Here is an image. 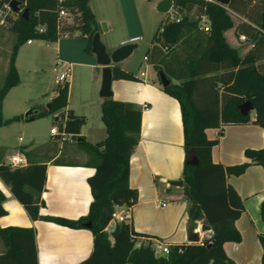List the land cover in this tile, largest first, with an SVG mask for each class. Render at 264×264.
<instances>
[{"label": "trees", "instance_id": "obj_1", "mask_svg": "<svg viewBox=\"0 0 264 264\" xmlns=\"http://www.w3.org/2000/svg\"><path fill=\"white\" fill-rule=\"evenodd\" d=\"M10 1L0 0V9ZM194 5L203 11L209 23L207 33L198 30V20H189ZM173 9L179 22L170 21L169 15L164 16L145 58L157 75L163 73L170 81L162 91L179 103L185 153L181 179L183 195L190 204L189 223L194 225L200 221L203 231H211L209 238L200 244L169 246V254L163 256L149 246L135 249L133 239L145 236L135 234L128 223L116 224L110 234L105 231L115 207L130 209L138 200L137 191L129 186V162L139 142L142 113L132 104L103 99L100 117L105 137L94 144H88L80 137L86 124L84 116L69 110L65 124L61 125L67 107L68 83L57 85L49 110L34 109L37 118L52 116L54 125L64 132L67 140L77 143L95 161L94 173L87 178L91 194L88 212L76 220L39 216L46 164L53 160L54 165H63V149L61 156L55 158L57 144L48 142L24 152L26 167L11 169L5 164V150L0 148V181L24 208L29 219L70 229L91 223L92 250L79 264H235L225 255L223 245L241 241L235 222L244 208L227 178L242 175L250 165H258L264 170V148L245 150L247 162L241 164H215L211 160V150L217 140H209L205 130L248 123L264 129V30H261L264 0H230L227 7L204 0H173ZM61 10L68 12L72 20L64 22L58 30ZM22 13H10L6 26L2 27L16 40L0 86V129L21 118L5 120L2 115L7 93L19 84L14 66L18 48L27 41L55 44L65 35L74 37L77 34L76 37L87 40L86 50L90 52L97 28L89 0L62 3L58 0H23ZM230 30L237 37L245 38L247 51L244 55L240 54L241 47L227 41L225 33ZM111 70L114 81H138L117 66ZM245 101L253 107L252 119L250 114L240 115L239 106ZM193 159L197 165L189 164ZM4 201L5 196L0 191V218L6 215ZM260 215L264 221V201ZM257 238L262 249L261 264H264V234ZM0 242L4 247L0 264H37L33 230L0 228Z\"/></svg>", "mask_w": 264, "mask_h": 264}, {"label": "crops", "instance_id": "obj_2", "mask_svg": "<svg viewBox=\"0 0 264 264\" xmlns=\"http://www.w3.org/2000/svg\"><path fill=\"white\" fill-rule=\"evenodd\" d=\"M161 1L156 0L154 6H157ZM89 8L97 24L104 23L106 25L107 31L100 35V40L104 38V41L101 42L108 53L133 40V38L120 41L112 39L109 33L113 28L102 15L98 2L93 0L92 3V0H89ZM170 13H176L173 7L166 15ZM199 14L200 17L206 19L203 11L199 10ZM189 20L196 21L190 16ZM240 36L237 37L233 30L225 33L227 41L232 46L241 47L240 54L244 55L247 50L244 46L245 41L239 40ZM59 40L51 45H57L60 53ZM81 40L84 43V52L87 55L91 54V50L90 52L86 50L87 40ZM40 43L44 47L49 45L44 42ZM33 45L34 40L30 43L27 41L18 48L14 66L19 76V84L7 93L3 101L2 115L5 120L21 117L0 129V148L5 150L4 160L14 154L24 155V152H29L48 142L57 144L58 152L55 158L61 156L63 149V144L58 143L59 141L50 133L42 140L40 137H29L26 141L18 138V142L14 144L2 140V131L5 128L15 125L14 129L20 127L21 130H25L21 126V123L29 124L24 121L25 111L41 109L38 108V105L17 102L13 115L9 118L4 115L8 105V95L20 85L21 72L34 74L41 65L40 46L34 47ZM151 46L150 44L149 48ZM8 63L9 60L1 65L0 82L4 80ZM67 66L71 70L72 67L82 65ZM86 66L92 67L93 65ZM114 66L131 73L138 81H114L112 79L111 99L120 103L132 104L142 113L139 142L129 162V186L137 191L138 200L136 205L129 210L127 223L130 224L135 234L161 241L169 246L192 244L189 242L190 239L198 240L195 244H200L211 236V231H203L200 221L194 225L189 223L190 204L183 195V184L181 187L170 186V182L182 181L181 174L185 159L179 103L162 91L160 83L148 80L152 75L146 74V72L132 73L120 63L112 65L111 69ZM150 66L152 67V65ZM98 70L101 71L102 68L98 67ZM73 79V76L69 75L67 107L63 117L69 110H72L75 115L84 116L86 124L81 129L80 137L84 138L88 144H94L105 137V128L100 117L103 98L97 95L101 87V74L96 76L89 93L83 95L84 107L72 105L70 102V84ZM55 96L56 93L50 95L47 93L46 102L50 103ZM250 115L252 119L253 112ZM41 118L43 117L36 118L34 121ZM205 135L209 140H217V144L211 150V160L213 163L223 166L247 162L244 155L245 150L264 148V129L253 123L207 129ZM66 142L72 143L71 140H66ZM77 155L82 159H65L63 165H54L53 160L46 164L45 188L41 195L42 205L39 208V216L76 220L87 214L91 201L87 178L94 173L95 161L82 148ZM227 183L234 188L242 200L244 211L235 222L241 241L224 244L225 255L235 264H261L262 249L257 236L264 234V221L260 215V206L264 201V170L258 165H250L242 175L228 177ZM0 191L5 196L3 209L6 212V215L0 218V228L17 227L33 230L37 264H79L89 257L92 250V234L89 229L83 227L70 229L51 222L32 221L1 181ZM124 211V208L118 210L120 213ZM3 251L4 247L0 243V254Z\"/></svg>", "mask_w": 264, "mask_h": 264}, {"label": "rangeland", "instance_id": "obj_3", "mask_svg": "<svg viewBox=\"0 0 264 264\" xmlns=\"http://www.w3.org/2000/svg\"><path fill=\"white\" fill-rule=\"evenodd\" d=\"M94 1L98 2L102 15L110 22L113 28L109 36L115 41L133 38V40L122 45H136V49L133 50L129 57L120 62V65L128 68V71L132 73L140 74L146 72V74L152 75L148 80H154L159 83L155 70L148 62L144 61L152 38L164 18V14L159 13L156 10L157 6H154L156 0ZM192 10L190 18L198 20L199 23L202 22L199 8L194 5L192 6ZM15 40L16 38L13 34L0 28V74L1 65L9 60ZM100 41H104V38ZM59 43L60 53L57 45L49 44L48 47H44L40 45V42L34 41V47L40 46L39 59L41 65L34 74L21 72L19 87L7 97L8 105L5 108V116L9 118L13 115L17 102L31 103L33 106L38 105V108L42 110L46 109L47 104H49L46 102V94L55 93L58 85L57 77L60 73L57 63L59 62L70 66L82 65L75 66V68L72 67V71L70 70L69 75H72L74 79L70 84L69 99L72 105L84 107L83 95L89 93L96 76L101 74L96 64V58L92 53L87 55L84 52V43L81 38H60ZM90 64L93 66H86ZM67 81H69V76L67 77ZM0 83L2 85L3 82L1 81ZM99 91L97 92L98 96ZM28 111H25L24 114ZM14 126L3 129L2 140L4 142L14 144L18 142V138L26 141L29 137H40L42 140L45 139L49 130L55 125L52 116H45L29 124L23 125L21 123V126L25 130H21L20 127L14 129ZM58 143L63 144V159H82L77 155L81 150L77 143L66 141H59Z\"/></svg>", "mask_w": 264, "mask_h": 264}, {"label": "water", "instance_id": "obj_4", "mask_svg": "<svg viewBox=\"0 0 264 264\" xmlns=\"http://www.w3.org/2000/svg\"><path fill=\"white\" fill-rule=\"evenodd\" d=\"M22 0H11L9 6L11 10L16 13H22ZM214 3L219 4L221 6L227 7L229 5L230 0H212ZM173 7V0H162L156 7V10L159 13L164 15L168 14L169 11ZM23 16H26V12L22 13ZM261 30H264V26H262ZM106 25L104 23L97 24V31L92 37L91 41V53L96 58V64L98 67L102 68L101 70V87L99 91V96L103 99H109L112 96L111 93V83H112V65H117L127 57L131 55L133 50L136 49L135 44H127L122 45L119 48L115 49L113 52L108 53L106 51L105 46L100 41V35L106 32ZM159 82L162 88H166L170 81L163 75V73L158 74ZM46 109H50V104H47ZM239 112L241 116H246L253 112V107L248 101H245L243 104L239 106ZM37 112L34 110H30L24 114V121L26 123H31L37 118ZM80 141V139H78ZM190 165H197V161L193 159L189 162ZM183 184L182 181L178 182H170V186L181 187ZM83 228L89 229L91 227L90 222H85L82 224ZM190 243L195 244L198 240L190 239Z\"/></svg>", "mask_w": 264, "mask_h": 264}, {"label": "built area", "instance_id": "obj_5", "mask_svg": "<svg viewBox=\"0 0 264 264\" xmlns=\"http://www.w3.org/2000/svg\"><path fill=\"white\" fill-rule=\"evenodd\" d=\"M64 1L66 0H58V3H62ZM204 1L213 2L212 0H204ZM21 2L23 3V0ZM9 3L4 4L0 9V28L6 26L7 16L10 13H14L10 8ZM201 19L202 22L200 23L198 22V29L204 33H207L209 31V24L207 23L204 17H201ZM71 20H72V16L68 12L61 10L58 16V30L60 29V27L64 22L69 23L71 22ZM169 20L175 21L176 23L179 22L176 16L171 13L169 14ZM74 36H77V34H75ZM63 38H68V35L63 36ZM239 40L244 42L245 38L243 36H240ZM28 43H30V41H28ZM144 60L146 61V58H144ZM57 66L59 67V73H60L59 76L57 77L58 84L68 83L67 77L69 76L70 68L64 63H60V62L57 63ZM54 117L56 118L57 115H55ZM65 121H66V116L62 119V124H61L62 126L65 124ZM49 133L54 138H57L58 141L60 142L66 141L68 139V137L64 134V132L62 131L60 132L58 130L57 126L52 127ZM5 164L11 169L23 168L27 166V160L25 156L22 154H14L9 158H7V160H5ZM121 208L125 209L123 213L118 212L120 207H115L114 212L111 215V220L108 223V225L105 227V231L107 233L110 234L113 231L116 224L127 223V215L130 209L125 207H121ZM133 243L135 249H139L142 246H149L152 250H154L156 254L163 256L168 255L170 252L169 245L151 238H146V237L134 238Z\"/></svg>", "mask_w": 264, "mask_h": 264}]
</instances>
